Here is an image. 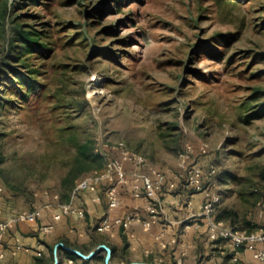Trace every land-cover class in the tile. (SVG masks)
Wrapping results in <instances>:
<instances>
[{
  "label": "rangeland",
  "instance_id": "1",
  "mask_svg": "<svg viewBox=\"0 0 264 264\" xmlns=\"http://www.w3.org/2000/svg\"><path fill=\"white\" fill-rule=\"evenodd\" d=\"M20 30L31 47L11 40ZM118 142L167 172L163 201L183 190L189 149L217 170V215L263 225L264 0H0L4 207L87 208L74 190ZM228 248L167 264H247Z\"/></svg>",
  "mask_w": 264,
  "mask_h": 264
},
{
  "label": "crops",
  "instance_id": "2",
  "mask_svg": "<svg viewBox=\"0 0 264 264\" xmlns=\"http://www.w3.org/2000/svg\"><path fill=\"white\" fill-rule=\"evenodd\" d=\"M119 190L122 195L121 205L118 208L109 209L103 193L101 194L102 203H94L92 201L94 194L90 192L91 199H87L89 206L85 208L84 218L70 215L64 216L57 222L54 221V215L59 211L58 201L53 196L46 195L43 204H50L52 207L41 208L42 216L37 222L9 225L0 243V264H39L41 262L52 264L53 252L59 243H63L68 248L80 250L84 254L106 244L113 250L110 264L133 262L167 264L173 259L176 262L183 260V257L185 261L196 263L197 258L200 259L197 255L199 245L204 248V253L210 249H219L218 253L225 254L224 249L229 247L228 249L235 251L238 260L251 264L252 253L249 250L236 251L226 241L209 240L203 221L195 217L199 213L204 198L201 192L192 193L190 197H186V193L182 190L177 195L166 196L158 219L149 229H146L141 221L134 220L127 228L115 225L110 232L97 231V225L105 217L110 219L129 217L136 209L141 211L143 218L149 217L145 208V199H135L131 196V185L121 186ZM188 200H191V206H188ZM52 203L55 205L53 206ZM18 212L20 211L4 208L2 219L9 220ZM49 224L55 225L52 231L48 233L40 231V226ZM67 250L65 247L60 248L61 264H82L83 261L80 259L73 261L68 258ZM100 256H105V253ZM232 258L231 261H234ZM92 264H105V261L100 258Z\"/></svg>",
  "mask_w": 264,
  "mask_h": 264
},
{
  "label": "built area",
  "instance_id": "3",
  "mask_svg": "<svg viewBox=\"0 0 264 264\" xmlns=\"http://www.w3.org/2000/svg\"><path fill=\"white\" fill-rule=\"evenodd\" d=\"M118 151V156L106 160L104 167L84 176L77 184L74 195L81 192L94 194L92 201L102 203V193L107 200L108 208L113 210L121 205V186L131 185L132 196L135 199H145L148 218H143L139 209H136L129 217L110 219L105 217L99 222L96 230L107 233L115 225L129 227L132 221H141L146 229L159 217L163 208V194L170 185L166 171L151 166L143 153L129 149L124 142H118L113 146ZM189 149L180 153L182 158L181 172L173 175V181L182 182V189L186 197L192 193L204 194L199 213L195 216L203 221L209 240L212 242L226 241L234 250H249L252 253L251 264H264V225L257 229H239L232 226L227 220L217 217L221 206V195L212 189V184L207 182L215 177L217 170L211 166L208 170L198 163H188ZM207 184V185H206ZM173 185V184H171ZM4 185L0 178V243L3 241L9 225L12 223H35L42 216L41 208L20 211L11 216L9 220H3L4 214ZM58 201L59 211L54 215V221H60L64 216L76 215L81 218L86 216V209L79 207L71 201H61L59 195L53 196ZM191 206V200L187 201ZM264 205V204H263ZM264 208V206H263ZM54 224L40 226V231L48 233L54 229ZM59 249V248H58ZM40 255V254H39ZM58 257V250L55 257ZM238 260L235 254L232 258ZM181 261V260H179Z\"/></svg>",
  "mask_w": 264,
  "mask_h": 264
},
{
  "label": "trees",
  "instance_id": "4",
  "mask_svg": "<svg viewBox=\"0 0 264 264\" xmlns=\"http://www.w3.org/2000/svg\"><path fill=\"white\" fill-rule=\"evenodd\" d=\"M18 32H20V33H18ZM16 34H13L12 36H11V40L14 42V41H19V40H22V41H24V42H27L28 43V45L31 47L33 44H34V42H35V34H30V32H24L23 30H20V31H18ZM30 34V35H29ZM17 39H19V40H17ZM67 182H69L68 180H67ZM66 182V183H67ZM75 185H76V183H75ZM260 205H262V207L264 206L263 204H264V196L261 198V200L258 202ZM264 209V208H263ZM217 217L219 218V219H225L223 216H220V215H217ZM229 219H231L230 217H229ZM225 220H227V219H225ZM232 220V219H231ZM228 221V220H227ZM232 226H234L235 228H239V229H249V230H253V229H256L255 227H253V228H250V227H248V228H244V227H240V226H237V224H236V222L235 221H228ZM248 224H253L250 220H248ZM60 248H62V247H59V249H58V256H59V264H61V256H60ZM102 253H105V256H100ZM67 254H68V258H70V259H72L73 261H76V260H78V259H80V260H82L83 262H82V264H92V262H94V261H97L98 259H100V258H103L104 259V261H105V257H106V254H107V252H106V250L105 249H101L99 252H97L92 258H90V259H84V258H82L81 256H79L78 254H76V253H74V252H72V251H70V250H67ZM89 254V253H88ZM53 261H55V250H54V252H53ZM54 263V262H53ZM39 264H44L43 262H41V263H39Z\"/></svg>",
  "mask_w": 264,
  "mask_h": 264
},
{
  "label": "water",
  "instance_id": "5",
  "mask_svg": "<svg viewBox=\"0 0 264 264\" xmlns=\"http://www.w3.org/2000/svg\"><path fill=\"white\" fill-rule=\"evenodd\" d=\"M59 247H65L66 249L78 254L79 256H81L82 258L84 259H90L92 258L97 252H99L101 249H105L107 254H106V257H105V264H110V260L112 258V255H113V250L106 244H102L100 245L98 248H96L95 250H93L92 252H90L89 254H84L83 252H81L80 250H77V249H73V248H68L66 246H64L63 243H59L57 246H56V249L55 251L57 252L58 248ZM52 264H59V259L58 257L56 256L55 257V261L54 263ZM131 264H151V263H144V262H133Z\"/></svg>",
  "mask_w": 264,
  "mask_h": 264
}]
</instances>
